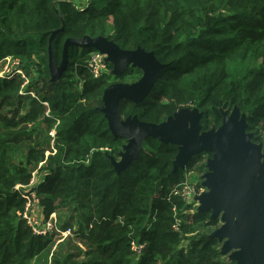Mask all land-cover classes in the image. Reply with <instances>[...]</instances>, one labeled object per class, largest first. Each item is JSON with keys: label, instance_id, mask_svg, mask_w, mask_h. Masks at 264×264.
<instances>
[{"label": "trees", "instance_id": "1", "mask_svg": "<svg viewBox=\"0 0 264 264\" xmlns=\"http://www.w3.org/2000/svg\"><path fill=\"white\" fill-rule=\"evenodd\" d=\"M81 2L0 0V64L18 62L12 76L0 78V264H231L205 232L216 224L211 213L174 195L201 154L173 174L178 148L148 138L137 159L116 172L111 161L120 162L125 139L112 136L99 111L109 75L93 80L86 62L94 50L71 47L67 69L52 82L48 48L51 39L57 63L67 39L104 38L151 53L167 67L142 103L119 102L122 121L159 125L182 105L203 113L204 133L209 115L237 108L257 144L254 131L264 132V0ZM139 72L129 68L117 78ZM34 171L45 217L70 213L58 223L75 229L73 238L58 245L33 236L22 220L15 188L28 185ZM131 243L144 245L138 258Z\"/></svg>", "mask_w": 264, "mask_h": 264}, {"label": "water", "instance_id": "2", "mask_svg": "<svg viewBox=\"0 0 264 264\" xmlns=\"http://www.w3.org/2000/svg\"><path fill=\"white\" fill-rule=\"evenodd\" d=\"M71 47L92 49L105 55L108 63L115 64L118 75L129 68L144 72L138 82L115 83L102 94L100 112L107 120L110 133L128 141L120 162L111 161L114 170L125 171L137 159L148 138L178 148L173 174L183 170L194 156L212 153L203 185L208 191L197 198L200 205L197 211L211 213L214 220L222 215L225 225L211 237L225 240L226 251L236 249L232 255L236 264H264V148L251 142L245 120L233 112L219 130L207 133H200V117L196 112L182 111L159 125L142 123L136 118L122 121L119 102L142 103L167 66L160 64L151 53L124 51L105 39H67L59 74L67 69Z\"/></svg>", "mask_w": 264, "mask_h": 264}, {"label": "rangeland", "instance_id": "3", "mask_svg": "<svg viewBox=\"0 0 264 264\" xmlns=\"http://www.w3.org/2000/svg\"><path fill=\"white\" fill-rule=\"evenodd\" d=\"M86 4H87V0H83V3L81 2L80 5L85 6ZM101 39H104V38H101ZM48 58H49V71L51 73L50 80L52 82H57L63 76V74H64V72H63V74H59V71L61 70V67H62V64H63V48H62V53H61V59H60V61L58 63L54 59L53 51L50 48H48ZM12 61H13V58H9V60L6 63L0 64V78L1 77H3V78L5 77L6 74L1 75V73H2V71L4 72V68L6 66L8 68L7 73H9L7 75L12 76V71H13V69L15 67V66H12ZM68 62H69V57H68ZM108 67H109V74H107V75H109V79H107V82L109 84H111V85L112 84H115V83L132 85V84L138 82L142 78V76L144 74V72L140 70V72H139L140 74H136V75H133L131 77L128 76L123 81H119L118 78H117L118 77V74H117V72L115 70V64L113 62L112 63L110 62L108 64ZM112 71H113L114 74L113 73L111 74ZM14 74H16V72H14ZM72 81H75V80H72ZM181 106H179V108L175 112H173L172 115L170 117H168L165 122H167V120L169 118H174L178 113H180L182 111H186L189 114H191L192 112H196L199 115V117H200L199 125H200V133H202V131H201V129H202L201 127L202 126H201L200 122L204 119L203 113L202 112H199L194 107H186V106H182L181 107ZM233 112H236L237 113V116H238L239 119H241V118L244 119L245 120V123H246V126H247L246 114L243 113V112H241L240 109L234 108V109H232L230 111L221 110L220 111V118L215 117L213 115H209L206 118L209 121V123H210V125H209V131L216 132L217 130H219L223 126V124L228 121L230 115ZM133 118H136V117L129 116L127 119H133ZM123 121H125V120H123ZM204 133H207V132H204ZM254 134H256L257 137L260 139V142L257 143V144H255V145L264 148V132L263 133H257L256 131H254ZM247 135H250V137L252 139L253 133L252 134H247ZM154 141H157V140H154ZM157 142L158 143H161L159 141H157ZM127 144H128V141L125 140V142L123 143L124 146L122 148V153L121 154L124 153V148L126 147ZM144 147H145V141L142 144V149ZM194 157H196V156H194ZM212 159H213V154L212 153H201V155L199 156V158L196 160L195 164L191 168L190 173H188L186 175V177L184 178V182L181 185L180 189L177 190V192L178 193H181L182 187L188 186V187L194 189L195 194H196V197H199L202 194L206 193L208 190L203 185H204V181H205V175L208 173V165H207L208 164V161H210ZM191 160H192V158L188 161V163ZM199 206L198 207L195 206L196 208H193V209H195L197 211L198 208H199ZM69 214H70L69 211L65 210L64 212H60L57 215L55 214V216H56V219L58 220V222L61 221V223H64L67 220ZM76 220H74L73 223H75ZM211 220L212 221H215L216 224L214 226H211L205 232H208L212 236L217 230H219L222 226H224L225 223L222 221V215H219V217L217 219H215V220L212 219V215H211ZM72 227H74V225ZM224 242H225V240L219 241V244L220 245L218 247V251H219V254H220V260L221 261L230 262L231 264H236L237 262L232 259V255L235 253L236 249H232V250L226 251L224 249ZM77 244H79V245H77ZM77 244L76 245L78 246L79 249H81V251H84L85 250L84 244H81V243H77ZM80 246L82 248H80Z\"/></svg>", "mask_w": 264, "mask_h": 264}, {"label": "built area", "instance_id": "4", "mask_svg": "<svg viewBox=\"0 0 264 264\" xmlns=\"http://www.w3.org/2000/svg\"><path fill=\"white\" fill-rule=\"evenodd\" d=\"M9 60L8 58H5L3 60V63H6ZM108 62L106 61V56L94 51L89 55V58L86 62V68L92 77L93 80H100L103 77H105L107 74H109V67ZM12 66L17 67L18 62L12 61ZM14 67V68H15ZM8 68L7 66L4 68V72L2 71L1 75H5L9 77V73H7ZM16 74L21 75V77L24 79L23 87H25L28 84V81L23 76V74L20 71H17ZM3 79V77H1ZM22 87L20 94L24 93V88ZM31 97L34 98V95L29 93ZM43 106L48 107L46 103H41ZM48 116V113H46ZM58 122L56 123L55 127L57 126ZM54 127V129H55ZM53 129V130H54ZM50 137L52 140V144L54 142L55 138V132H50ZM40 177L38 176V171H34L31 175V179L26 186H17L15 190L19 193L20 198L24 201L23 204V212H22V220L25 222L26 227L29 228L33 236L36 237H52L55 241L56 245L62 243L64 240L73 238V231L69 228L67 229H61L60 224L58 223V220L56 219L55 214H51L49 217H45L44 210L41 204V198L38 194V183H39ZM175 196L179 197L181 202L192 205L193 208H196L195 206H199V203L197 201L196 194L193 188H190L188 186H184L181 189V193H178L177 191L174 193ZM175 231L177 230V226H174ZM79 245V244H78ZM80 248H82L80 246ZM132 252L136 255L138 258L144 248V245L137 246L135 243H131Z\"/></svg>", "mask_w": 264, "mask_h": 264}]
</instances>
